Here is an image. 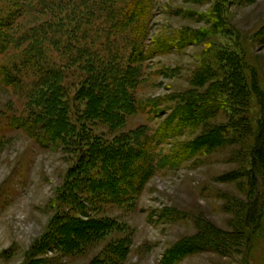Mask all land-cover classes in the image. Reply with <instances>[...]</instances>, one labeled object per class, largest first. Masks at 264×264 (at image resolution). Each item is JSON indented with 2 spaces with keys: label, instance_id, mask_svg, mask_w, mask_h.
<instances>
[{
  "label": "rangeland",
  "instance_id": "obj_1",
  "mask_svg": "<svg viewBox=\"0 0 264 264\" xmlns=\"http://www.w3.org/2000/svg\"><path fill=\"white\" fill-rule=\"evenodd\" d=\"M125 1L112 0L110 7L121 10ZM147 1L151 9L146 34L138 38L141 61L132 84L134 101L144 104L145 110L134 105L123 125L113 130L97 114L99 119L94 120L87 115L82 120L87 134L112 140L138 130L148 154L156 160L160 154L169 157L180 143L203 134L199 129L187 130L182 137L163 140L157 149L162 139L159 129L176 109L171 98L201 95L213 82H226L231 69L223 58H242L257 74L254 82L253 72H245L248 99L242 110L252 129L244 139L245 153L254 145L264 116V0ZM74 2V35L86 32L94 38V19L110 17L109 7L104 5V11L105 0ZM31 17L19 18L21 29L12 30L17 33L35 25ZM112 17L119 16L113 13ZM40 18L51 23L48 14ZM113 26L102 37V46L92 50L91 40L89 46L77 42L76 52L98 53L101 63L114 60L122 70L138 57L132 45L137 36L132 32L124 36L119 24ZM45 36L53 35L46 31ZM100 69L95 65L91 70L96 74ZM206 70L212 76L200 80ZM31 92V88L0 87V264H264V169L256 176L258 197L255 193L248 198L250 177L242 174L252 169L251 159L238 158V146L215 147L186 162L174 159L173 166L155 160V169L135 194L126 188L127 181L97 178L101 201L84 193L81 197L89 203L81 212L72 209L69 201L64 203L60 193L86 143L78 147L71 133L63 136V143L44 147L47 143L31 135L20 123L33 109ZM88 107L89 100L81 96L69 113L86 115ZM232 108L223 109L210 125L230 126L228 120L236 119ZM227 134L234 137V131ZM253 198L262 206L256 232L246 218L255 210ZM63 213L75 218L74 225L63 227L58 221ZM57 227L61 229L55 234ZM247 236L252 241L247 242Z\"/></svg>",
  "mask_w": 264,
  "mask_h": 264
},
{
  "label": "trees",
  "instance_id": "obj_2",
  "mask_svg": "<svg viewBox=\"0 0 264 264\" xmlns=\"http://www.w3.org/2000/svg\"><path fill=\"white\" fill-rule=\"evenodd\" d=\"M74 1L0 0V87L31 88L30 102L33 109L29 111L27 119H20V123L31 135H36L38 141L47 143V145H43L44 147L63 143V136H68L71 133H74L78 147H81L82 143H86L85 152L82 151L83 157L80 153L78 157L81 158L77 159L67 174L66 184L60 193L64 203L69 201L72 209L83 212L86 209L85 205L89 203V200L81 197L84 193L90 194L93 200L101 201L97 194L101 197L103 193L102 189L98 188L97 178L105 180L100 182L127 181L129 184L126 188L131 194H135L155 169L156 156L146 152L149 147L143 149L146 143L139 141L140 131L137 130L131 134L121 133L112 140H105L101 137L93 139L87 134L88 131L82 122L87 115H89V119L93 120L100 116V121L107 123L109 128H112L111 130L119 129L118 127L124 123L126 113H131L134 105L138 107L136 109L145 110L144 104L140 105V102L134 101L132 84L137 75L135 67L141 61L142 48L139 47V50L137 48L140 44L138 38L143 39L146 34V16L151 7L147 0H126L121 10L114 7L115 11L110 7L114 6L112 0H105L102 4L103 9L107 11L104 6L107 5L109 7L107 12L112 14L110 17L107 15L106 19H94L93 29L97 31L93 38L86 32L80 36L74 35V11L77 9L74 6ZM218 2L219 6H222L221 1ZM79 13L80 16L83 14V12ZM113 13L119 17L113 18ZM47 14L51 17V23L47 19L40 18ZM26 16H34L31 18L35 19L37 23L27 30L15 33L12 28L15 29L18 26V29H21L18 20ZM81 20L80 17V24H82ZM113 24L115 26L119 24V32L125 33L124 36L130 32L137 36L136 42H133L132 45L134 54H137L138 57L131 58L122 70L118 68V65H115L114 60L106 61L107 66H105L106 63H101L98 53L94 55L90 51L89 55L87 52H84L83 55L82 52L81 54L76 52L77 42H85L89 46L87 42L91 40L90 49L92 50L102 46L103 40L101 39L107 32L112 31ZM48 27L50 28L47 29ZM46 31L52 33L53 36L47 38ZM82 56L83 58H81ZM223 60L227 61L226 64L231 69L226 82H219L220 85L213 82L207 92L201 95L189 93L177 99L171 98V101L176 103V109L175 112L172 111L173 114L170 117L172 119L162 124L159 129L158 133H161L162 139L157 143V149H160L163 140L182 137L184 131L187 130L192 133L199 129L203 134L190 142L180 143L177 149L171 152V156H169L171 159L163 158L160 154L157 160H160V165L165 167L173 166V163L177 164V161L186 162L192 157H203L215 147H226L229 144L238 146L237 148L241 150L237 153V157L241 158L245 155L250 157L252 165L251 170L242 174L243 177H250L246 195L251 198L256 193L255 197L257 198L259 188L256 176L264 169V147H262L264 116L259 123L254 145L248 146L244 153V139L251 135L252 129L242 110L248 99L245 72L247 70L253 72L254 82L257 74L243 63L242 58H223ZM223 60L222 62H224ZM95 65L101 66L96 74L91 70ZM211 76V71L206 70L198 78L204 81ZM213 85L218 88L213 89ZM81 96H85L89 100L86 115L85 113L79 116L70 115V105L76 103ZM207 96L211 99L208 100ZM257 97H260L258 91ZM229 106L233 107V111L236 112V119L228 120L230 126H211L212 120ZM89 119H87L88 122ZM230 131H234V137L227 134ZM253 200L255 199L253 198ZM256 202L257 200L252 202L255 210L249 211L246 217L248 222L255 226L253 232L259 230L262 214V206ZM74 219L63 213L59 216L58 221L64 223L63 227H65L74 225L73 222H76L73 221ZM59 229L61 227L56 228L55 234L59 233ZM248 237L247 242L250 239L252 241L253 237Z\"/></svg>",
  "mask_w": 264,
  "mask_h": 264
}]
</instances>
